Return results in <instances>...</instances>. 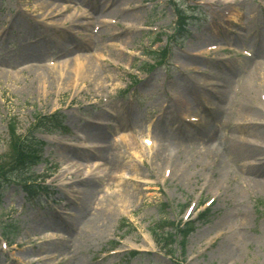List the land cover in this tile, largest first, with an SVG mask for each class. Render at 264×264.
Wrapping results in <instances>:
<instances>
[{
	"label": "rangeland",
	"instance_id": "374dc122",
	"mask_svg": "<svg viewBox=\"0 0 264 264\" xmlns=\"http://www.w3.org/2000/svg\"><path fill=\"white\" fill-rule=\"evenodd\" d=\"M107 1L0 0V264H264V113L230 103L264 107V0ZM56 113L9 175L15 136Z\"/></svg>",
	"mask_w": 264,
	"mask_h": 264
},
{
	"label": "bare ground",
	"instance_id": "6f19581e",
	"mask_svg": "<svg viewBox=\"0 0 264 264\" xmlns=\"http://www.w3.org/2000/svg\"><path fill=\"white\" fill-rule=\"evenodd\" d=\"M109 1L110 0H108L107 2H103V5H100V4H98V5H95V7H93V9H96V10H102L104 7H106L107 6V4L106 3H109ZM44 4H46V3H44ZM44 4H42V6H38L37 7V9L39 8V9H43V8H45V7H47V6H50L51 5V3L50 4H46V5H44ZM109 10V9H108ZM112 10V9H111ZM51 14V13H50ZM239 18H238V20L239 19H242V18H240L241 16L239 15L238 16ZM36 24H35V22L34 21H32V22H28V24L27 25H25V27L22 29L23 30V32L24 33H26L27 35H32V33H35V29H36ZM33 38H37V37H33ZM41 38V37H40ZM216 45L218 44V45H221L220 43H215ZM205 47H210V44L209 45H206V46H204V47H202V48H205ZM207 50H209L210 48H206ZM27 63V62H26ZM254 65H252V66H254V67H256L255 66V62L253 63ZM33 67V65L32 64H24V65H20L19 66V68H18V71H24V72H29V73H35V75H36V78H35V80L36 81H38V82H41V81H43L44 79H46V78H50V75L49 74H45V73H42V72H40V69H34V68H32ZM3 70L2 71H5V72H12L13 70H12V68H6V67H3L2 68ZM94 70H96L95 68H94V66L91 64V65H88L87 67H85L84 69H82V70H79V71H77V75H79L80 77H81V80H83V78L85 77V76H90V72H94ZM88 74V75H87ZM232 98L230 99V103H232V105H233V107L235 108V107H238V106H240V107H242V114H248V115H244V116H246V118H249L248 120H262V118H263V113H264V107H263V109H262V111H261V113L260 112H257L256 110L255 111H252V110H245V108H244V104H243V101H242V106H241V104H239L238 105V102H237V100H236V96H231ZM262 106H264V104L262 105ZM182 117H184V115L182 116ZM179 118V120H176V122H173V124H174V126H179V124L184 120L183 118ZM229 117H231V114L229 115ZM185 118V117H184ZM264 119V118H263ZM150 126H151V124H150ZM255 130V132H253V136H255V137H257V138H262V139H264V127L263 128H254ZM213 131L211 130V129H209V131L207 132V135L208 136H213ZM231 136H233L232 134H231ZM121 139L123 140V141H125V142H127L128 143V141H129V139H127V134H125V133H123L122 134V132H121ZM153 143V142H152ZM90 145H92V144H84V147L85 148H87V147H90ZM148 145H151V141H149L148 142ZM239 145H235V148H233L234 150H235V154L236 153H238L237 151H240V150H242L243 148L245 149L246 147H244V146H239ZM128 147V146H127ZM153 147V146H152ZM237 147H238V149H237ZM211 150H213V148H210ZM128 150L129 151H131L134 155H137V156H139V155H141V151H140V149L138 148V147H136V146H132V147H128ZM166 151L168 152L167 154H166ZM157 154L159 155V157L161 156V157H163L164 158V160H166V162H172V166H173V168H174V170L176 171V172H180L181 170V166H180V164H179V161L177 160V156L176 155H174V154H172V151L170 150V149H168V148H163L162 149V151H158L157 152ZM157 154H156V156H157ZM96 155H98V154H96ZM112 157H110V159H111ZM103 159H107V156L106 155H104V153L100 156V157H98V159L95 161V163L93 164V168L95 169V170H99L100 172H102V171H104L103 170V167L105 166L104 164H102L101 163V161L103 160ZM217 160L219 161V164H220V166H223V163H224V160H223V157L222 156H219V157H217ZM80 165H83L82 163H80ZM254 184L256 185V187H262V188H264V181H261V180H256V181H254ZM86 193V191H84V194Z\"/></svg>",
	"mask_w": 264,
	"mask_h": 264
},
{
	"label": "trees",
	"instance_id": "16d2710c",
	"mask_svg": "<svg viewBox=\"0 0 264 264\" xmlns=\"http://www.w3.org/2000/svg\"><path fill=\"white\" fill-rule=\"evenodd\" d=\"M50 118H54V120H57V125L59 127L62 126L63 121H59V116L58 115H53L49 117H44L39 120V123L35 124L33 130H30L27 134L23 135H17L15 136V142L12 145V148L15 149L17 152L16 155L18 154L17 159L15 160V164H11L9 169H8V174H15L18 175V169H22L21 172H27L29 169H31L35 164L39 163L40 160L42 159V152L44 148V143L36 136V132L39 130H42V128L45 129H51L52 123L50 122ZM18 163L20 164L18 166ZM4 180H8L7 178L4 177ZM4 182V181H3ZM0 193L3 189L2 183L0 182ZM22 187L26 190V193L29 197L34 198L35 196H38L39 193L41 192L40 188L42 187L41 185H37L35 183H23ZM39 187V188H37ZM41 189L46 190V188L42 187ZM40 190V191H39ZM1 194H0V199H1ZM187 227L185 228H178L175 229L176 233H170L166 232L162 236V239L164 240L167 239L168 237H176L177 234H181L182 240L185 239L186 234L192 230L188 229Z\"/></svg>",
	"mask_w": 264,
	"mask_h": 264
}]
</instances>
